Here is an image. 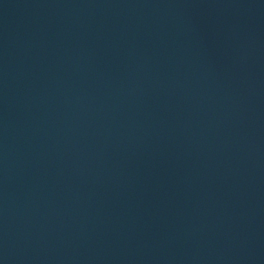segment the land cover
Instances as JSON below:
<instances>
[{
  "label": "water",
  "instance_id": "95a60500",
  "mask_svg": "<svg viewBox=\"0 0 264 264\" xmlns=\"http://www.w3.org/2000/svg\"><path fill=\"white\" fill-rule=\"evenodd\" d=\"M0 264H264V0H0Z\"/></svg>",
  "mask_w": 264,
  "mask_h": 264
}]
</instances>
